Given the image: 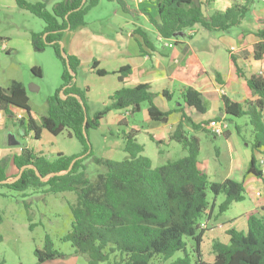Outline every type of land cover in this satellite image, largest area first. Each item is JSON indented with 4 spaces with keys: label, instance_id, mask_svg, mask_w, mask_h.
Returning a JSON list of instances; mask_svg holds the SVG:
<instances>
[{
    "label": "trees",
    "instance_id": "16d2710c",
    "mask_svg": "<svg viewBox=\"0 0 264 264\" xmlns=\"http://www.w3.org/2000/svg\"><path fill=\"white\" fill-rule=\"evenodd\" d=\"M15 1L20 10L30 12L45 23L43 33L31 34V43L35 52L53 49L63 67L62 84L48 98L47 114L41 119V125L31 116L28 91L21 82L13 81L7 89L0 87V112L16 120L17 114L27 113L28 117L17 120L16 124L25 137L33 134L35 141H41L43 131L55 137L67 131L70 138L81 143L83 151L71 157L59 153L50 159L43 153L24 148L21 155L15 156L13 160L19 171L13 179L20 173L22 176L14 183L0 184V187L18 193L43 188H47V194L74 193L77 201L70 205L72 231L63 241L71 243L76 255L85 257L88 264H264V207L248 215L246 231H227L229 243L219 240L213 242L212 254L215 259L212 263L204 259V220L217 207V216L224 215L235 203L244 202L247 194L243 182L233 179L221 183L211 181L200 167L199 133L217 136L206 128L210 121L197 124L186 113V109H193L197 114L205 116L211 106L207 97L193 86L180 85L171 95L169 92L163 93L170 102L176 96L177 105L163 111L155 104L157 95L150 85L122 87L110 97L109 104L91 118L88 91L77 85L81 62L66 52L70 71L67 59L61 52V43L67 32H74L87 25V15L102 0H87L85 3L84 0H62L54 6L52 12L42 2ZM118 2L123 11L127 12L124 1ZM215 3L216 0H155V13L148 14L149 21L159 37L166 44L173 42L175 47L181 38L175 37L177 34H184L183 38L191 40L197 27L208 32L227 33L254 18L256 0H233L225 11L209 14ZM257 20L259 27L253 34L258 42L254 45L253 58L259 62L264 61V19ZM134 35L139 39L142 50L144 46H151V37L147 31L137 28ZM230 55L238 76L245 80L253 99L239 103L222 95L221 114L224 116L219 115L216 119L234 123L239 136H242V126L237 121L245 119L246 126H250L253 133L252 140L247 141L252 148V157L246 175L255 176L264 182V171L256 156V153L264 154V74L254 72L247 77L238 66L232 51ZM92 69L101 77L110 74L98 69L97 62ZM32 73L42 77L39 68H34ZM114 74L118 75L120 83H124L131 76L132 68L126 66ZM217 81L223 84L220 75ZM144 104H148L149 118L153 122L168 124L174 113L181 114L179 123L167 140L156 139L153 135H150V139L159 147L176 142L182 146L186 155L154 167L152 160L145 156V146L137 140V132L127 131L128 123L124 121L119 127H126L123 133L127 158L113 161L94 156L84 129L89 135L90 130L102 125L110 112L131 110L134 116L141 112ZM225 135L229 137L230 134L227 132ZM81 156L84 157L77 160L69 171L72 162ZM88 160L105 170L95 180L88 178L84 164ZM1 163L0 182L8 181L6 164L4 161ZM220 196H224V200L217 206ZM29 221L32 222V219L29 218ZM2 223L0 213V225ZM31 229H34L33 224ZM187 239L194 242L190 251ZM179 252L184 256L173 260ZM35 257L40 264H44L63 257V254L55 250L53 242L47 238L44 249L36 248Z\"/></svg>",
    "mask_w": 264,
    "mask_h": 264
},
{
    "label": "rangeland",
    "instance_id": "374dc122",
    "mask_svg": "<svg viewBox=\"0 0 264 264\" xmlns=\"http://www.w3.org/2000/svg\"><path fill=\"white\" fill-rule=\"evenodd\" d=\"M27 1L45 3L47 10L52 12L54 6L62 0ZM123 1L126 2L130 10L129 13L123 11L118 0H102L99 6L92 9L87 15V25L84 26V29L90 31L93 36L103 35L102 37H105L107 41L114 38V35L107 36V34L114 33L118 28L134 29L132 22L137 23V20L131 11L135 10L136 3L134 0ZM143 22L144 28H148L154 34L153 27L149 22L142 21L141 26H143ZM255 27L256 25L252 23L251 19L227 33L208 32L197 27L193 39L190 40L187 37L178 39V47L182 45L180 42L183 40L191 43L210 73H213L214 68H217L216 70L226 77L230 73L232 62L230 51L239 53L238 35L242 31L252 32ZM44 29L45 23L30 12L18 8L7 10L4 5H0V87L4 89L10 87L13 81L23 83L29 93L31 116L38 125H41V119L46 116L48 98L61 87L63 67L52 48H47L43 52H34L35 55L28 58L23 47L20 48L19 44L25 45L28 40L31 41L32 33L40 34ZM1 40L11 43L14 48L13 52L9 54L3 51ZM63 44L65 45L64 41ZM211 51L213 52L211 53ZM102 53L100 51L101 58ZM249 55L250 52L245 50L241 52L240 56L249 57ZM31 62L40 68L43 73L42 77H37L32 73ZM102 65L109 70L110 74L106 77L93 73L92 63L82 66L77 73V84L88 91L87 102L91 118L109 104V97L118 88L117 75L112 73L114 65L112 63H103ZM241 69L246 76L255 70L264 74V63L261 66H255V68L254 65H251V67L244 66ZM233 81L230 77L228 78L231 88ZM169 105L172 108L176 107V96L172 102H169ZM211 106L213 108L215 105ZM220 114L221 110H217L214 117ZM25 116L27 118L28 114L25 113ZM210 118L206 116V120ZM237 122L242 126V136L238 135L235 124L231 122H229V138L226 135L214 137L204 132L198 135L201 141L199 161L202 170L206 171L211 181L221 183L228 178L231 164H235L233 180L238 181L244 176L250 177L246 182V200L242 203H235L224 214L229 219L221 218L220 222L223 224L240 220L245 212L253 210L257 204L264 202V182L255 176L246 175L252 157V148L247 142L252 140V129L250 126H246L245 119ZM127 123L130 131L131 128H139L141 131L149 130L151 132L150 130L157 127L152 130L154 136L159 133L158 130L162 125V123L151 121L148 104L142 105L141 112L129 117ZM9 127L10 123L8 130L16 131ZM125 129L124 126L110 127L102 122L98 129L90 130L89 142L94 156L113 161L125 160L127 158V154L124 152L123 132ZM5 132H0V150L5 144ZM43 133L45 136L42 135V141H35L33 144L32 149L37 153L43 152L49 158H55L59 153L71 157L79 155L83 151L81 143L75 138H70L67 131L58 137L46 131ZM18 139L22 145L27 144V139L24 136H20ZM137 140L140 144L142 142L143 145L145 144V156L152 160L154 167L162 166L170 160H176L186 155L182 146L176 142L163 144L159 147L150 139L149 135L144 133L140 134ZM256 156L260 162V168L264 170V154L256 153ZM84 164L87 168L88 178L91 180H95L98 175L105 172L104 168L94 164L91 160L85 161ZM46 191L47 188H43L18 193L6 187H0V213L3 217V223L0 225V264H40L35 257V250L37 247L44 249L47 238L53 242L54 249L63 254V257L44 264H88L85 257L76 255L71 243L63 241L72 231L73 218L70 205L76 203V195L74 193L54 195L47 194ZM257 192L261 193H258L257 196ZM223 200L224 196H220L217 199V206ZM213 213L218 214V207ZM29 218L32 219V222L29 221ZM32 224L34 229H31ZM203 224L205 227L202 226V228L207 229L206 223L203 222ZM186 241L190 251L194 242L191 239ZM202 252L205 255V260L212 261V252L208 244L202 247ZM183 256L184 254L179 252L173 260Z\"/></svg>",
    "mask_w": 264,
    "mask_h": 264
},
{
    "label": "crops",
    "instance_id": "0c3cea01",
    "mask_svg": "<svg viewBox=\"0 0 264 264\" xmlns=\"http://www.w3.org/2000/svg\"><path fill=\"white\" fill-rule=\"evenodd\" d=\"M134 1L136 3V8L135 10L131 11L132 13H134L133 16L137 20V23L132 22V25H134V29L125 30L118 28L116 31H114V33H106L107 36L114 35V38L109 39V41H107L105 37H102L103 35H100L99 37L93 36L90 31L84 29L85 27H81L74 32H67L68 35L65 34L63 38L65 49L69 55L75 56L80 60V68L82 66L84 67L87 63H92L93 66L95 62L98 63V69L108 72V68L104 67L102 64L112 63V65H114V70L112 69V73H116L121 68L126 66L131 67V76L125 79L124 83H120L118 80V88L115 90V92L122 87L133 88L140 84H148L151 86L153 92L157 95L155 99L156 105L163 111L173 109L169 105L170 101L168 102V100L163 96L164 92H169L171 95L176 92L180 85L193 86L195 89H197L207 97L211 105H215L213 107L214 109L212 108V106H210V110L205 116L197 114L193 109H186V113L190 115L194 122H196L197 124L203 121H211L216 118L214 117L216 115V111H220L223 108V102L221 101L222 95H225L231 100L239 103H243L247 99H253L252 93L248 89L245 80L238 76L236 66L233 63L232 59L230 73L225 77L221 72L216 70L217 68H214L213 73H210L206 69L204 63L200 60L198 52L195 50V48L192 47L191 43H187L185 40H183L182 42H180V44L182 45H180L179 47L178 44H175L174 48H167L165 46L166 42L159 37L154 28V34H152L151 31L148 30V28H144V22L142 24L143 26H141L142 21H148L150 24L148 14L155 13V6L153 4L155 0H144L141 4H138L136 0ZM232 1L233 0H216V3L210 8L209 14L217 11H225L232 4ZM124 3L127 10V12L125 13H129L130 10L125 1ZM0 5H4L7 10H14L18 8L15 0H0ZM253 10L255 14L254 18H252L251 21L254 25H256V27L252 30V32L242 31L238 35V54L234 53V51L231 50L234 56H236L237 64L240 68H243L244 66L251 67V65H254L255 68V66H261L264 63V61H255L253 58L254 45L258 42V38L253 33L259 27L257 18L264 19V0H256ZM137 28H142L149 33L152 41V43H150V47L144 46L143 50L141 49L140 41L134 35V31ZM224 38L226 39V37ZM1 43H3V51L8 52L9 54L13 52L14 48L13 46H11V43L2 42V40ZM22 44H19V47H23L22 49H24L28 58L35 55V51L33 50V45L30 40H28L25 45L22 46ZM245 50H248L250 52L249 57L240 56L241 52ZM100 51L103 52L102 58L100 57ZM212 52L213 51H211V53ZM34 62H31L30 64L32 70L34 68H37V66L33 64ZM92 66V72L96 73V71L92 69ZM254 72L262 73L257 70H255ZM251 74H249L247 77L251 76ZM218 75H220V81L223 84H220L217 81ZM229 77L234 80L232 88L228 83ZM77 85L79 88L83 89L81 85ZM19 114L23 115V117H26L24 112ZM131 116V110L118 112L113 111L106 116L103 124L105 123L110 127H118L121 122L127 121V119ZM206 116H208V118H211L209 120H206ZM180 119L181 114L174 113L170 117L168 124L161 125V128H159L158 130L159 133L156 134V136L153 135L152 130L157 127H154L152 130H150L151 132H149V130L141 131L139 130V128H131V130L137 132V139L140 134L144 133L149 136L153 135L156 139L167 140L170 132L174 129L177 123H179ZM9 123V128L16 129V131L8 130ZM17 123L18 122L16 118H8L4 113L0 112V132L6 131L5 144L4 147L0 150V163L4 161V163L6 164V175L7 177H9L8 181L15 180L13 178L19 173L13 163L14 157L21 155L24 148L32 149L33 144L35 143L33 134H29L25 137L24 132L16 126ZM127 131H130V128ZM43 134L45 136V133H42V135ZM20 136H24L27 139V144H21V141H19L18 139ZM201 166L202 165L200 164V167ZM234 169L235 164H231L229 168L228 178H226L225 180L232 179L234 175ZM249 178L244 176L238 181L243 182L246 188V182L247 180H249ZM258 193L261 192H257V196ZM254 197L256 196L254 195ZM262 207H264V202H260L259 204H257L256 208H254L253 210L245 212V214H243L242 216L243 218H241L240 220H237L236 222H226V224L221 223L220 219L229 218L226 217V215L217 216V214H214L213 211L211 216L204 221L207 225V229L204 234L202 247L205 246V244H208L209 249L212 252V244L215 240H219L223 243H229L230 238L227 235V231L230 229L246 231L248 228V215L255 212L256 210H259ZM214 259L215 258L212 254V261H206L212 263Z\"/></svg>",
    "mask_w": 264,
    "mask_h": 264
},
{
    "label": "built area",
    "instance_id": "2783aa9c",
    "mask_svg": "<svg viewBox=\"0 0 264 264\" xmlns=\"http://www.w3.org/2000/svg\"><path fill=\"white\" fill-rule=\"evenodd\" d=\"M144 0H136V2L138 4H141ZM166 47H169V48H173L174 45H173V42L171 43H167L166 44ZM24 117L23 115H17V120H23ZM207 128L211 131V133L217 137H222L224 136L228 130H229V123L225 120H222V121H219L217 120L216 118L211 120L207 126ZM203 227H205V225L203 224L202 225Z\"/></svg>",
    "mask_w": 264,
    "mask_h": 264
},
{
    "label": "water",
    "instance_id": "95a60500",
    "mask_svg": "<svg viewBox=\"0 0 264 264\" xmlns=\"http://www.w3.org/2000/svg\"><path fill=\"white\" fill-rule=\"evenodd\" d=\"M86 1H87V0H84V3H85ZM175 37H184V34H177V35H175ZM61 52H62V55L67 59L68 68H69L70 71H71L70 63H69V59H68V57H67V53H66V50H65V45L63 44V42L61 43ZM72 75H73L74 77H76V75H75L73 72H72ZM77 98L80 99L79 97H77ZM223 116H224V114H220V117H223ZM87 123H88V118L86 117V120H85V126H87ZM84 133H85L86 138H89V135H88V133L86 132V129H84ZM89 153H90V152H89ZM89 153H88V154H89ZM83 157H84V156H81V157L75 159V160L72 162L69 171L72 170V168H73L74 164L77 162V160L82 159ZM69 171H67V173H68ZM38 175H40V174L38 173ZM21 176H22V173H20V175H19L15 180H13V181H3V182H0V184H12V183H14L15 181H17ZM54 176H55V174H54Z\"/></svg>",
    "mask_w": 264,
    "mask_h": 264
}]
</instances>
